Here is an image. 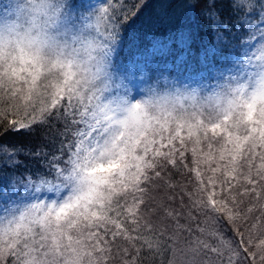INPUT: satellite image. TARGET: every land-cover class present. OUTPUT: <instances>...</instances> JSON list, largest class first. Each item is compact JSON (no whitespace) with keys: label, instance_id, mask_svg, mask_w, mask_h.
I'll list each match as a JSON object with an SVG mask.
<instances>
[{"label":"snow or ice","instance_id":"6c2138e0","mask_svg":"<svg viewBox=\"0 0 264 264\" xmlns=\"http://www.w3.org/2000/svg\"><path fill=\"white\" fill-rule=\"evenodd\" d=\"M78 3L0 0V125L51 149L0 141V264H264V0H207L199 44Z\"/></svg>","mask_w":264,"mask_h":264},{"label":"trees","instance_id":"16d2710c","mask_svg":"<svg viewBox=\"0 0 264 264\" xmlns=\"http://www.w3.org/2000/svg\"><path fill=\"white\" fill-rule=\"evenodd\" d=\"M74 2L79 5L78 0H74ZM191 2L192 0H188V3ZM143 5L134 25L135 33L140 39L148 41L152 40L154 36L165 37L179 24L194 32L198 44L212 40L210 25L202 15V10L206 7L207 0H199V3L194 8H189L185 0H143ZM217 6L222 9V18L228 20L230 11L226 7V0H217ZM229 26H231V21H229ZM126 48L127 45H125V54ZM44 134V130H38L35 134H28L24 131L5 132L4 125H0V141L8 145H25L33 149L44 145L47 150H51L47 141L43 139ZM20 159L33 172L39 167L38 164L27 157L21 156ZM186 162L189 166H192L190 152L187 153ZM200 167L206 177L211 175V172L207 170V166ZM24 170V168H21V171ZM189 175L191 174L185 173V176L181 177L180 174L174 173V179L183 183ZM175 206L179 207V197H177ZM220 231L224 234L225 239L235 238V234L227 222L223 223Z\"/></svg>","mask_w":264,"mask_h":264},{"label":"rangeland","instance_id":"374dc122","mask_svg":"<svg viewBox=\"0 0 264 264\" xmlns=\"http://www.w3.org/2000/svg\"><path fill=\"white\" fill-rule=\"evenodd\" d=\"M77 6L79 7V5H77ZM209 135H211V133H210ZM189 152H190V162L192 163L193 157H192L191 151H189ZM201 166H202V167H205V166H207V165H205V164H201Z\"/></svg>","mask_w":264,"mask_h":264}]
</instances>
